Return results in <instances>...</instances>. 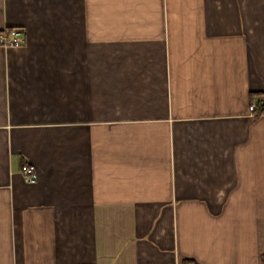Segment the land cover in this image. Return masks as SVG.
Returning a JSON list of instances; mask_svg holds the SVG:
<instances>
[{"label": "crops", "instance_id": "0c3cea01", "mask_svg": "<svg viewBox=\"0 0 264 264\" xmlns=\"http://www.w3.org/2000/svg\"><path fill=\"white\" fill-rule=\"evenodd\" d=\"M13 26L0 264H264V0H0Z\"/></svg>", "mask_w": 264, "mask_h": 264}, {"label": "built area", "instance_id": "2783aa9c", "mask_svg": "<svg viewBox=\"0 0 264 264\" xmlns=\"http://www.w3.org/2000/svg\"><path fill=\"white\" fill-rule=\"evenodd\" d=\"M22 33L23 28H21L20 26H13L9 29H0V46L4 48L20 46L22 44ZM259 105L261 104H256L255 102L249 104V112L256 113V111L259 109ZM21 172L27 182H34L36 180V173L33 165L23 164L21 166Z\"/></svg>", "mask_w": 264, "mask_h": 264}, {"label": "trees", "instance_id": "16d2710c", "mask_svg": "<svg viewBox=\"0 0 264 264\" xmlns=\"http://www.w3.org/2000/svg\"><path fill=\"white\" fill-rule=\"evenodd\" d=\"M259 108H260L261 110H263V109H264V107L262 106V104H261V105H259Z\"/></svg>", "mask_w": 264, "mask_h": 264}]
</instances>
